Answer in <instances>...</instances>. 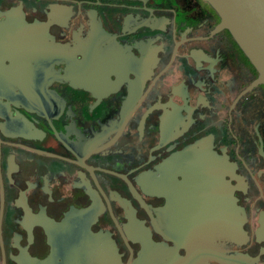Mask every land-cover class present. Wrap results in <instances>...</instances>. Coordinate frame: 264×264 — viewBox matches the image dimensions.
I'll use <instances>...</instances> for the list:
<instances>
[{
	"label": "flooded vegetation",
	"instance_id": "1",
	"mask_svg": "<svg viewBox=\"0 0 264 264\" xmlns=\"http://www.w3.org/2000/svg\"><path fill=\"white\" fill-rule=\"evenodd\" d=\"M258 76L207 0H0V264H264Z\"/></svg>",
	"mask_w": 264,
	"mask_h": 264
},
{
	"label": "water",
	"instance_id": "2",
	"mask_svg": "<svg viewBox=\"0 0 264 264\" xmlns=\"http://www.w3.org/2000/svg\"><path fill=\"white\" fill-rule=\"evenodd\" d=\"M259 72L254 85L264 83V0H207ZM65 226L68 227L66 222ZM53 256L48 264L54 263Z\"/></svg>",
	"mask_w": 264,
	"mask_h": 264
}]
</instances>
